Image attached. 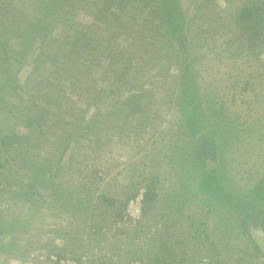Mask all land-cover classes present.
I'll list each match as a JSON object with an SVG mask.
<instances>
[{"label":"rangeland","instance_id":"rangeland-1","mask_svg":"<svg viewBox=\"0 0 264 264\" xmlns=\"http://www.w3.org/2000/svg\"><path fill=\"white\" fill-rule=\"evenodd\" d=\"M161 5L0 0V264H264L245 232L264 218V0H175L172 36Z\"/></svg>","mask_w":264,"mask_h":264},{"label":"trees","instance_id":"trees-1","mask_svg":"<svg viewBox=\"0 0 264 264\" xmlns=\"http://www.w3.org/2000/svg\"><path fill=\"white\" fill-rule=\"evenodd\" d=\"M159 1L162 4L161 5V9H162L161 18H163L162 25L165 26L168 34L172 36V35H174V32L181 31L183 29L185 22H186L185 21V19H186L185 12L180 7L179 8L175 7V0H159ZM260 9H261V7H258L257 5L253 4V8L243 7V9L240 13L241 18L243 20H246V21L251 16L257 17L256 22H255V26L253 27V29H255V30H258L260 28V24H261V21H260L259 17L257 16V13L260 11ZM175 25H177V26H175ZM183 43L185 44V42H183ZM180 46H182V43H180ZM185 67L187 68L188 66L186 65ZM184 82L186 85L185 86L186 89L184 90V92H185V94H187L188 100L182 101L181 103H178V107H180V111H181L182 115L184 117H186L187 122H189L190 120L194 119L195 112L198 111V110H196L194 112V110L199 108V103L196 100L197 97L193 95L194 91H192V90L189 91L190 85L192 87V86H195V84L193 82H190V83H187L186 81H184ZM191 97H193V99H194L192 102L194 104L198 103L197 105L192 106L191 104H189V100L191 99ZM195 119H196V117H195ZM197 124L199 125V121L196 119V121L193 123V128H195L194 126H196ZM201 151H202V153H200L199 159H201L200 157H202V156L208 155L206 153L208 151L206 147H203ZM201 163L204 164L205 160L201 159ZM206 167H207V169H209L207 166V163H206ZM210 170L213 171L212 166H211ZM212 173H214V171ZM206 181H208V180H206ZM203 187L205 188L206 186H203ZM207 187H208L207 188L208 193L211 192L212 191L211 187L210 186H207ZM250 194H251L250 199H252V200L255 199L257 201V203H260L261 201H263V199H264V175H263L261 181L258 183V188L254 189V190L252 189ZM32 195H33V193L28 192L29 200H31ZM146 199H147V202H151V203L155 199V194H152V191L150 190V186H148V188H147ZM145 206H146V204H145ZM245 225H246V227H245ZM245 225H244L245 230H246L245 232H246V234H248L250 236V242L252 244V247L254 249H256L262 257H264V255L261 253V251L258 248V246L256 245V243L254 242L252 236L250 235L249 231H250L251 223H245ZM256 226H261L262 229L264 230V218L261 219V222L256 224Z\"/></svg>","mask_w":264,"mask_h":264},{"label":"built area","instance_id":"built-area-1","mask_svg":"<svg viewBox=\"0 0 264 264\" xmlns=\"http://www.w3.org/2000/svg\"><path fill=\"white\" fill-rule=\"evenodd\" d=\"M143 194L137 197L134 201L128 206V216L123 217L124 226L135 227L137 220H141L144 217V206H143ZM132 218L131 219H129ZM116 261V260H114ZM108 261L103 258L102 254L98 249L95 250V255L92 258H88L85 256L76 258L75 256L60 255L55 252L42 253L40 251H36L32 253L29 257L28 264H108ZM128 264H148L146 261L142 260H132ZM205 264H209L206 260Z\"/></svg>","mask_w":264,"mask_h":264},{"label":"water","instance_id":"water-1","mask_svg":"<svg viewBox=\"0 0 264 264\" xmlns=\"http://www.w3.org/2000/svg\"><path fill=\"white\" fill-rule=\"evenodd\" d=\"M212 165H213V162H211V161L207 162V166L209 169L211 168ZM249 232H250V235L252 236L254 242L256 243L258 248L260 249L261 253L264 255V230L262 229L261 226L260 227L251 226Z\"/></svg>","mask_w":264,"mask_h":264},{"label":"bare ground","instance_id":"bare-ground-1","mask_svg":"<svg viewBox=\"0 0 264 264\" xmlns=\"http://www.w3.org/2000/svg\"><path fill=\"white\" fill-rule=\"evenodd\" d=\"M143 206H144V208H145V204L143 203Z\"/></svg>","mask_w":264,"mask_h":264}]
</instances>
